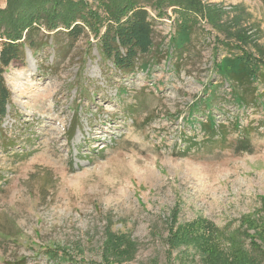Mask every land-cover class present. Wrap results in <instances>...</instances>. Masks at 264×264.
<instances>
[{
	"label": "rangeland",
	"instance_id": "1",
	"mask_svg": "<svg viewBox=\"0 0 264 264\" xmlns=\"http://www.w3.org/2000/svg\"><path fill=\"white\" fill-rule=\"evenodd\" d=\"M199 1L197 15L146 4L155 46L133 71L104 60L91 33L65 32L7 67L0 264H201L193 247V260L167 257L173 217L234 229L264 216V82L242 85L240 102L215 69L241 53L227 49L229 30L264 59V1ZM109 225L137 241L132 259L108 263Z\"/></svg>",
	"mask_w": 264,
	"mask_h": 264
},
{
	"label": "trees",
	"instance_id": "2",
	"mask_svg": "<svg viewBox=\"0 0 264 264\" xmlns=\"http://www.w3.org/2000/svg\"><path fill=\"white\" fill-rule=\"evenodd\" d=\"M152 2L157 8L165 3L176 5L180 13L186 15L203 13L199 0H7L6 7L0 8V128L12 98L4 74L11 63L24 60L26 47L34 51L42 49L47 42L41 35L52 32H65L73 40L91 33L104 60H110L123 72L133 71L138 60L154 50V28L146 8V4ZM190 26L186 23L178 27L172 39L178 49L190 42ZM238 33L242 34L239 30H229V41L225 44L227 49L236 48L241 53L224 54L215 69L229 82L234 99L242 102L245 99L242 85L264 82V59L235 42ZM262 105L264 107V101ZM208 118L214 130L213 118ZM248 145L247 139L240 141L243 149ZM249 217L234 229L229 228L230 224L224 228L215 226L202 217L182 226L177 216L173 217L176 223L169 227L167 257H174L173 251L177 249L181 258L190 256L192 259L187 248L193 247V255L199 254L201 264H264V216ZM106 231L104 251L108 263L127 261L136 255V240L114 233L110 225Z\"/></svg>",
	"mask_w": 264,
	"mask_h": 264
}]
</instances>
